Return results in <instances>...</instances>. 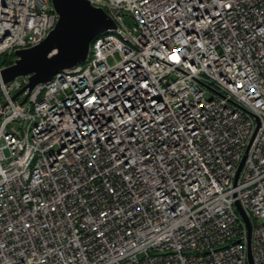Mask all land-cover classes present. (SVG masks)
<instances>
[{
	"label": "built area",
	"instance_id": "built-area-1",
	"mask_svg": "<svg viewBox=\"0 0 264 264\" xmlns=\"http://www.w3.org/2000/svg\"><path fill=\"white\" fill-rule=\"evenodd\" d=\"M89 1L84 63L0 83V264H264V0ZM58 18L0 0V72Z\"/></svg>",
	"mask_w": 264,
	"mask_h": 264
},
{
	"label": "water",
	"instance_id": "water-1",
	"mask_svg": "<svg viewBox=\"0 0 264 264\" xmlns=\"http://www.w3.org/2000/svg\"><path fill=\"white\" fill-rule=\"evenodd\" d=\"M52 4L59 18L47 39L38 46L17 50L13 63L0 72V83L29 76V83L14 98L25 91L31 93L37 85L51 81L65 69L84 63L92 42L101 34L117 28L107 12L93 6L89 0H52ZM238 208L248 221L239 203ZM249 263L254 264L250 242Z\"/></svg>",
	"mask_w": 264,
	"mask_h": 264
},
{
	"label": "rangeland",
	"instance_id": "rangeland-1",
	"mask_svg": "<svg viewBox=\"0 0 264 264\" xmlns=\"http://www.w3.org/2000/svg\"><path fill=\"white\" fill-rule=\"evenodd\" d=\"M125 23H126V25L131 26V27L134 25L133 19L128 17V16L125 17ZM106 35H107V33L105 32V33L102 34L101 37H104ZM117 58L120 59V56L118 55ZM12 60H14V56L4 55L2 57L1 63L3 64L5 62H10ZM5 64H7V63H5Z\"/></svg>",
	"mask_w": 264,
	"mask_h": 264
},
{
	"label": "trees",
	"instance_id": "trees-1",
	"mask_svg": "<svg viewBox=\"0 0 264 264\" xmlns=\"http://www.w3.org/2000/svg\"><path fill=\"white\" fill-rule=\"evenodd\" d=\"M5 63H7V64H5ZM5 63H3L2 65L5 66V67H6V66H9V65H11V64L13 63V60L10 61V62H5Z\"/></svg>",
	"mask_w": 264,
	"mask_h": 264
},
{
	"label": "snow or ice",
	"instance_id": "snow-or-ice-1",
	"mask_svg": "<svg viewBox=\"0 0 264 264\" xmlns=\"http://www.w3.org/2000/svg\"><path fill=\"white\" fill-rule=\"evenodd\" d=\"M175 59H179V57H175Z\"/></svg>",
	"mask_w": 264,
	"mask_h": 264
}]
</instances>
